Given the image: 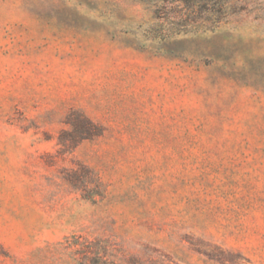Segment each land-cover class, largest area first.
I'll return each mask as SVG.
<instances>
[{
  "label": "rangeland",
  "instance_id": "1",
  "mask_svg": "<svg viewBox=\"0 0 264 264\" xmlns=\"http://www.w3.org/2000/svg\"><path fill=\"white\" fill-rule=\"evenodd\" d=\"M248 3L165 37L136 0H0V264H264Z\"/></svg>",
  "mask_w": 264,
  "mask_h": 264
},
{
  "label": "trees",
  "instance_id": "2",
  "mask_svg": "<svg viewBox=\"0 0 264 264\" xmlns=\"http://www.w3.org/2000/svg\"><path fill=\"white\" fill-rule=\"evenodd\" d=\"M249 0H136L149 13L168 37L174 34L194 35L214 32L221 24L228 23L237 14L247 11ZM77 127L91 125L85 117H80ZM80 131V130H79ZM68 134L64 132L63 135ZM70 139L61 141L59 145L65 153L81 141L92 138L88 133L69 132ZM92 200V199H91Z\"/></svg>",
  "mask_w": 264,
  "mask_h": 264
}]
</instances>
